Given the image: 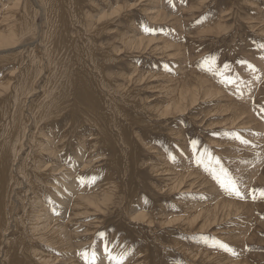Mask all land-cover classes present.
<instances>
[{
    "label": "rangeland",
    "instance_id": "1",
    "mask_svg": "<svg viewBox=\"0 0 264 264\" xmlns=\"http://www.w3.org/2000/svg\"><path fill=\"white\" fill-rule=\"evenodd\" d=\"M48 1L0 0V103L14 105L16 87L25 113L54 89ZM26 6L31 24L10 33ZM54 15L50 36L65 28L79 42L66 55L76 75L85 60L110 124L103 136L79 116L72 127L58 124L63 117L46 122L45 149L55 156L44 155L43 165L60 156L65 169L45 178L34 204L67 238L39 233L18 191L0 264H13L11 254L23 264L27 253L40 264H90L93 251L95 264H114L100 232L114 255L132 250L124 264H264V198L254 193L264 189V0H66ZM221 167L244 199L214 179L227 180Z\"/></svg>",
    "mask_w": 264,
    "mask_h": 264
},
{
    "label": "bare ground",
    "instance_id": "2",
    "mask_svg": "<svg viewBox=\"0 0 264 264\" xmlns=\"http://www.w3.org/2000/svg\"><path fill=\"white\" fill-rule=\"evenodd\" d=\"M65 1L66 0H52L48 3L46 10L49 9L48 11H50V22H53L55 18L57 19V17L54 15V12L58 13L61 7H63ZM28 8L29 6H26V9L24 11L22 10V12L20 13V16L17 19L16 23L18 26L16 24L10 25V28L8 29L10 33H17V30H23L26 26L29 25V23L31 24V9ZM5 16L7 15L5 14ZM52 22L49 25L48 31L45 32L44 35L45 40L46 38H48V40L54 42L53 46H57L58 49V51L55 52V55H57V57L53 59L54 62L51 70L54 87L52 93H49V95L45 93L44 97L39 100L35 107L32 109L33 114L31 113V110H28V113H25L26 110L24 104H22L19 94L16 93L19 89L16 87V92L14 91V95L10 92V96L14 98L13 100H11L12 102L14 101V105L10 104V102L8 101L9 99H4L0 103V228L2 229L0 238L4 237L5 233L8 234L9 230L6 231V228L10 224V219L12 217L11 211L13 209L14 200L12 195H15L18 191L22 193L24 192L25 196L29 200V203H27L28 210H34V221L32 222L35 223L33 225L40 224L38 230L39 233L41 232L43 236L49 235L54 240L58 239L59 242L64 236L65 239L67 238V234L66 232H64V228L60 225L58 226L57 223L54 224L52 218L49 217L48 209H45V206H42L40 204L41 202L39 203V206L34 204V199L38 198V195L41 193V185H45L46 187L44 181L45 178L53 177L57 173L65 169V167L60 164V156H56L53 162L48 163L47 165H43L42 157L44 155L47 154L51 157L55 156L54 152L52 153L45 149V144L49 143L51 141V138L48 132L44 131V125H48L46 122L58 121L57 119L63 117L62 120L58 121V124L61 125L64 122L65 125L72 127L73 125L71 123V119L75 116H79L82 119H90L93 123H95L97 129L100 130V132H102V135L104 136V134L106 133L105 129L107 130L108 125L110 124L106 109L102 107L101 102L99 101L97 96L94 95L96 91H98V84L95 83L92 76L88 72L85 60L80 58L81 60L79 61L78 65L79 67L81 65V68L76 75V68H74V66L70 64L71 55H66L67 51L69 50L68 47L73 46L77 48V43L79 42L75 43L76 41L71 38L69 34H66L65 28L63 29L64 31H62V33H59L61 35L56 37L50 36V34H52L53 32L52 28L54 24H52ZM56 22H58V20H56ZM69 25L71 28V24ZM0 26L3 28L2 24ZM16 26L18 29H16ZM58 27L60 29L59 25ZM6 38L8 39L7 35ZM67 38L73 39V41L69 44H65L64 42ZM72 43L74 44L72 45ZM29 69V67L24 69L23 73L18 77V79H21L22 77L24 78ZM7 90H9V88ZM67 105L75 107V110L74 112H70L67 110L69 114L66 118V116L62 112L67 107ZM30 108L31 106L29 107V109ZM116 126H119V124H117ZM61 131L66 132L63 129ZM65 136L69 135L66 134ZM41 139L43 141H41ZM80 143L83 144L82 141H80ZM70 169L69 171L65 170L67 171V174L64 177L65 179H68L72 175ZM26 186L28 187V190ZM47 187L52 188L53 186L48 185ZM14 205L16 204L14 203ZM75 207L76 204H72L70 212H72L73 214H76ZM11 240L9 243H12ZM10 245L12 246V244ZM10 245L9 251L7 253L4 252L6 256L5 259L9 257V254L11 252ZM27 254L29 255V253ZM28 255H26L25 257L22 255L24 259H22L21 262L23 264H25V262L26 264H40L38 260H30ZM10 257H12L11 260L13 261V264H19L17 263L20 260L17 258L19 257L18 255L11 254ZM31 257L33 256L31 255Z\"/></svg>",
    "mask_w": 264,
    "mask_h": 264
},
{
    "label": "snow or ice",
    "instance_id": "3",
    "mask_svg": "<svg viewBox=\"0 0 264 264\" xmlns=\"http://www.w3.org/2000/svg\"><path fill=\"white\" fill-rule=\"evenodd\" d=\"M169 3H171V0H169ZM144 30H145V32L150 31V29H148L147 27H145ZM240 63H245V62L244 61H241ZM228 67H229L228 65H225V69H227ZM249 67H252V66L249 65ZM225 82H227V83H236V79L233 78V77H231V76H228L226 78V81ZM261 111H264V108H262ZM237 138L241 140V143H244V144H247L248 143V141L243 140L239 136H237ZM196 143H197L196 141H193L192 142L194 149L196 147ZM204 155H210V153L208 152L207 149H205L204 153L201 154V159L198 160V162L202 163V157ZM170 158L174 159V157H170ZM217 163H219V161H217ZM220 172L223 174V176L227 177V180L221 179L220 178V175H217L215 172H213V177H214V179L217 180V182L220 184V186L229 195H235V196L239 197L240 199H244V196H243V194L241 193V191L239 189L238 182L231 177V175L228 173L227 169L221 167L220 168ZM94 182H95V178L92 179L91 183H94ZM255 191H259L260 197L264 198V189L254 190V193H255ZM252 198L253 199H256V195L253 194L252 195ZM98 236L104 242L103 250H104V253H105V255L107 256V258H108V260L110 262H114V264H124V261L130 255H132V250L131 249H127V250H125L124 252H122V253H120L118 255H114L112 249L109 247V243L107 241L106 234L103 233V232H100V233H98ZM204 239L207 240L208 238L205 237ZM213 240H214V238H213ZM214 245L215 246H218L219 248L223 249L224 251H231V249L229 248V246L227 244L222 243V242H219V241H215L214 240ZM81 255H84V253H81ZM96 260H97V255H96V252L93 251L92 254H91L90 264H95Z\"/></svg>",
    "mask_w": 264,
    "mask_h": 264
}]
</instances>
